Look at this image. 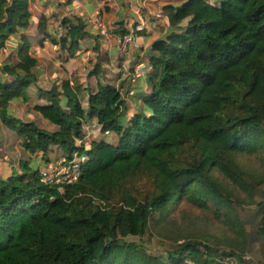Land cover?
<instances>
[{
  "label": "trees",
  "instance_id": "1",
  "mask_svg": "<svg viewBox=\"0 0 264 264\" xmlns=\"http://www.w3.org/2000/svg\"><path fill=\"white\" fill-rule=\"evenodd\" d=\"M34 2L0 0V121L32 157L0 175V264H264V0L166 5L144 80L133 71L120 86L103 82L96 63L95 90L70 80L39 89L48 100L32 108L55 130L19 119L12 105L27 103L37 84L36 49L50 41L73 56L92 48L91 34L75 13L62 17L64 35H47L46 13L32 32ZM126 22L116 36L142 32L139 20L133 29ZM131 91L142 108L130 110ZM93 123L100 134L89 138ZM53 146L68 161L86 157L76 182L42 181ZM140 178L151 188L139 196L128 184ZM179 202L214 209L232 235L179 234L162 255L126 240L164 226Z\"/></svg>",
  "mask_w": 264,
  "mask_h": 264
},
{
  "label": "rangeland",
  "instance_id": "2",
  "mask_svg": "<svg viewBox=\"0 0 264 264\" xmlns=\"http://www.w3.org/2000/svg\"><path fill=\"white\" fill-rule=\"evenodd\" d=\"M65 5H55L47 7V2L43 0H35L32 3V9L34 12V27L37 26V19H39L43 13L45 15V31L49 36H55L56 31L59 30L61 34L66 33V29L61 25L62 17L64 15L75 18V14L82 15L85 21H88V31H90L91 37L84 40L85 46L88 45L90 48L87 51L82 53L74 54L71 56L68 52H63L62 55L59 53L58 48L51 47L50 41L46 42L43 48H38L34 52L36 54L38 63L34 71L38 76V81L36 86H32L28 89L27 93L29 99L27 103L24 102H14L12 105L13 114L23 121H35L41 128L55 130L57 126L50 123L45 119L41 113L32 108L36 103H45L48 99L46 96L40 94L39 89L49 90L52 88L53 83L62 84L64 80H70L71 83L82 85L83 87L89 86L92 89H96L98 77L91 75L94 70L95 64L100 63L102 65L101 71H103V82L111 83L116 86H120L121 80L126 78L132 72H139L140 78L135 79L139 81L145 77V74L151 70V66L148 60V55L150 52H147L146 55L141 56L142 51H146L145 47L149 46L154 39L161 36V28L158 27L162 23V17L154 20H160V24H151L149 20L146 21L145 30L150 29L153 37L147 35L139 37V48L130 46L127 49H121L118 45V38L122 36L111 35L116 24H107L104 16L100 19V14H90L82 5L78 8L74 5V1L71 3L69 0H59ZM67 1V2H66ZM144 0H138L136 2V7L139 5L143 6ZM164 4L163 2L161 3ZM134 5V7H135ZM135 7V8H136ZM161 8V7H160ZM162 10V9H161ZM158 14L166 15L167 12L163 10H156ZM85 12V13H84ZM84 13V14H82ZM55 14L56 16L52 18L50 15ZM142 14V13H140ZM143 17V15H141ZM140 20V17H138ZM101 22L102 26L99 24ZM155 25V26H154ZM103 27L106 28L107 33H103ZM132 33V32H131ZM163 33V32H162ZM60 38V35H56ZM118 45V46H117ZM150 45V47H151ZM94 46L98 47V50L93 49ZM10 47V45L8 46ZM12 46L10 47V50ZM150 49V48H149ZM9 50V51H10ZM9 51H5V55H2V60L9 58ZM138 57V58H137ZM140 57H143V60H138ZM143 62V63H141ZM142 65H141V64ZM130 69H133L130 71ZM133 73V74H134ZM130 75V76H131ZM144 85V81L139 84ZM124 94H127V86L123 88ZM84 104L86 105L87 93L83 92ZM134 93H130V97L133 100L132 103L129 102L130 110L135 109L136 107L142 108V103L138 102L136 106L134 102ZM87 136L89 138L98 137L100 134L99 127H96L93 123L90 128L85 127ZM0 142L2 143L0 154V175L7 177L11 174L13 167L17 170H20V160H31L30 154L25 151L23 146L20 143L18 136L11 130H9L1 121H0ZM37 159H41L42 152H39ZM77 156V155H76ZM49 158H51L50 165L58 166L62 159L61 150L57 146L52 147L50 151ZM31 158V159H30ZM239 161L245 164L247 167L254 169L259 168V161L257 157L250 155H243L239 157ZM49 165V166H50ZM48 166V167H49ZM48 167H43L42 172H44ZM131 189H134L139 195L145 194L150 190L151 184L147 179L140 178L131 180L128 184ZM140 196V195H139ZM174 212L169 215L166 223L162 227L153 228L151 233L146 234L142 239L137 236H128L126 240L128 241H137L145 244L149 252L155 253L158 255L164 254V241L169 238H176L179 234L187 235L189 233L203 234L205 232L210 233L218 239H225L232 235L230 226L224 221V218L218 219L213 210H204L198 207H191L186 203L179 202L177 206L174 207ZM220 239V240H221Z\"/></svg>",
  "mask_w": 264,
  "mask_h": 264
},
{
  "label": "crops",
  "instance_id": "3",
  "mask_svg": "<svg viewBox=\"0 0 264 264\" xmlns=\"http://www.w3.org/2000/svg\"><path fill=\"white\" fill-rule=\"evenodd\" d=\"M43 1L45 2L46 0H43ZM73 1H74V5H76L78 8L82 5L86 10L89 11L88 13H90V14L91 13L92 14H95V13L100 14L101 15L100 19L104 16V19H105V21H107V24H111V23L116 24L115 25V27H116V26H119L120 25L119 23H121L123 20H125V21L127 20L126 26L129 29H133L134 24H136V22L139 20L138 17H140V19L141 18L144 19V22H145L144 28L146 26L147 20H149V22H151V24H153V23L154 24H156V23L160 24V20L154 21V19H158V18H160V16L162 17V19H163L162 23L164 24L165 20H166V15H161L162 13L158 14V13H156L157 12L156 10H160L161 12H163L164 7L166 5H168V4L177 5L180 3L181 0H144L143 6L139 5V7L138 6L136 7V5H135L136 2H138V0H69V2H71V3ZM48 2L53 3V6H55V5L59 6V4L62 6H63V4L65 5V3H63V2L61 3V1H59V0H48ZM162 2L164 3L163 5L161 4ZM134 5L136 8L134 7ZM84 13H82V14H84ZM140 13H142V14H140ZM141 15H143V17ZM80 16L83 18L82 15H80ZM83 20H85V19L83 18ZM88 24H89V22H88ZM139 24H140V20H139ZM33 27L31 29L32 32L34 31ZM144 28L142 29V32H140L138 34L136 33V34L139 37H141V36L143 37V36L147 35V36L152 38L153 34H152V32H150V29H149V31L146 30V32H145ZM87 30H88V27H87ZM161 34H162V32H161ZM111 35L112 36L114 35L115 38L117 37L114 32ZM138 41H139V38H138ZM150 45H151V43L149 44V46L145 47L147 50L142 51L141 56H143V55L145 56L147 52H151ZM51 47L58 48L57 46H51ZM34 55L36 56V54H34ZM138 60L142 61L143 57H140ZM141 63H143V62H141ZM143 80H144V78H143ZM143 80H141L139 83L141 84L143 82Z\"/></svg>",
  "mask_w": 264,
  "mask_h": 264
},
{
  "label": "built area",
  "instance_id": "4",
  "mask_svg": "<svg viewBox=\"0 0 264 264\" xmlns=\"http://www.w3.org/2000/svg\"><path fill=\"white\" fill-rule=\"evenodd\" d=\"M99 24L102 26L100 21ZM144 25H145L144 19L141 18L137 30H142L144 28ZM102 32L107 33L105 27H103ZM118 45L120 46L121 49H127L130 46L139 48L140 44L138 42L136 32H132L122 37H119ZM137 78H140V73L138 71L135 72L134 75V79ZM130 93H134V92L131 91ZM85 159H86L85 156L83 157L75 156L72 161H68L65 158H62L61 162L57 167L50 165L48 169L42 172V181L46 183L60 184V185L76 182L80 176L81 163H83Z\"/></svg>",
  "mask_w": 264,
  "mask_h": 264
}]
</instances>
